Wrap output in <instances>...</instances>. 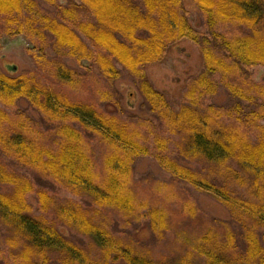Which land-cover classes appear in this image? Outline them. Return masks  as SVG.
<instances>
[{
    "label": "trees",
    "instance_id": "obj_1",
    "mask_svg": "<svg viewBox=\"0 0 264 264\" xmlns=\"http://www.w3.org/2000/svg\"><path fill=\"white\" fill-rule=\"evenodd\" d=\"M45 2L58 6L56 16L33 12L30 0H0V23L10 35H51L59 49L106 79L118 78L117 66L142 79L145 101L174 140L58 92L35 73L13 78L0 72V225L8 233L0 261L8 252L14 264H50L52 255L59 264H154L101 218L111 211L127 224L146 220L153 235L164 237L179 219L201 216L190 199L177 209L172 204V197L181 200L176 190L189 186L223 205L231 223L208 224L187 237L178 264H264V81L250 72L264 68V0H193L207 34L189 24L182 0ZM184 39L200 48L204 69L188 86L187 104L173 111L142 73ZM56 74L62 84L73 81L70 72ZM220 90L228 94L227 106L204 105ZM19 101L40 113L44 128L14 109ZM142 156H152L172 177L159 183L155 200L143 199L134 179ZM26 173L87 198L92 207L57 202ZM69 232L88 238L96 254Z\"/></svg>",
    "mask_w": 264,
    "mask_h": 264
},
{
    "label": "rangeland",
    "instance_id": "obj_2",
    "mask_svg": "<svg viewBox=\"0 0 264 264\" xmlns=\"http://www.w3.org/2000/svg\"><path fill=\"white\" fill-rule=\"evenodd\" d=\"M30 1L35 4L33 12L39 11L40 16L54 17L57 15L58 6H52L45 0ZM137 3L141 6V0H137ZM181 13L195 30L203 34L208 33L204 16L193 0H182ZM233 30L231 28L228 31ZM82 39L84 40V38ZM117 68L120 72L118 78L106 79L99 73L96 66L84 59L78 61L76 58L68 56L67 51L59 49L51 35L46 34L41 38L33 39L26 34L10 35L0 23L1 73L13 78L35 73L41 80H50L58 92L64 90L75 100L90 102L109 116H115L127 123L138 125L146 134L153 136L158 133L174 140L171 134L166 133L161 120L151 112L145 101L140 91L142 79L135 77L121 66H117ZM203 69L204 61L200 48L184 39L170 46L160 62L144 68L142 75L155 90L166 97L173 111H179L182 106L187 104L186 93L189 84L201 74ZM68 72L71 73L70 79L73 80L71 84L65 85L54 79L53 73L66 75ZM250 72L257 83L264 81V68L254 67ZM45 74L48 76L47 78ZM229 102L228 94L224 90H220L216 96L206 100L204 105L224 107ZM14 109L24 111L33 120L39 121L44 128L43 117L27 102L19 101ZM94 144L98 149V142L95 141ZM100 150L101 148L97 152L100 153ZM133 168L134 179L139 185L138 189L141 191L143 199H149V201L157 199L159 193L156 188L159 183L165 184L172 181V177L159 166L152 156L137 158ZM26 174L36 186L47 189L57 202L73 200L87 209L92 207L87 198L76 197L52 181L39 178L32 173ZM185 187L186 191L181 188L176 190L180 201L177 197H172L174 208L177 209V205L183 203L185 199H190L196 204L201 216L193 220L179 219L174 230L164 237L153 235L146 220L127 224L124 217L111 211L103 214L101 219L114 234L121 236L125 242L136 246L142 253L149 256L154 264H178L185 254L186 248L183 245L187 237L191 238L195 233H200L208 224L231 223L229 212L216 199L198 192L192 187ZM28 202L33 208V213L40 216L36 195L29 196ZM67 234L74 243L82 246L93 256L96 254L88 238L72 232ZM7 236V231L0 225V247L6 251L8 249ZM0 264H14L9 259L8 252L6 260L0 261ZM50 264H59L56 256H51Z\"/></svg>",
    "mask_w": 264,
    "mask_h": 264
}]
</instances>
